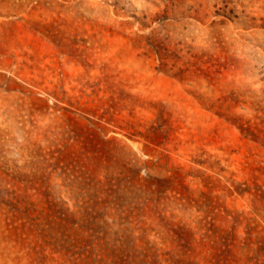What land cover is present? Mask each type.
<instances>
[{"label":"rangeland","instance_id":"obj_1","mask_svg":"<svg viewBox=\"0 0 264 264\" xmlns=\"http://www.w3.org/2000/svg\"><path fill=\"white\" fill-rule=\"evenodd\" d=\"M0 264H264V0H0Z\"/></svg>","mask_w":264,"mask_h":264}]
</instances>
